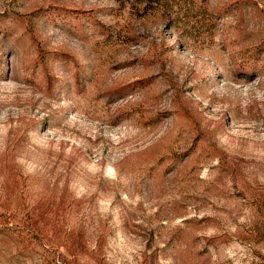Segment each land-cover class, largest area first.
<instances>
[{"label": "rangeland", "instance_id": "1", "mask_svg": "<svg viewBox=\"0 0 264 264\" xmlns=\"http://www.w3.org/2000/svg\"><path fill=\"white\" fill-rule=\"evenodd\" d=\"M257 194L264 0H0V264H261Z\"/></svg>", "mask_w": 264, "mask_h": 264}, {"label": "trees", "instance_id": "2", "mask_svg": "<svg viewBox=\"0 0 264 264\" xmlns=\"http://www.w3.org/2000/svg\"><path fill=\"white\" fill-rule=\"evenodd\" d=\"M259 196V199L257 197L256 201L258 202H264V195L257 194ZM260 206V205H259ZM258 206V207H259ZM259 217L254 220L252 224H249L244 231H241V233L238 235L240 240L248 243H264V208L259 207ZM257 214V215H258ZM262 258L261 264H264V254H260Z\"/></svg>", "mask_w": 264, "mask_h": 264}]
</instances>
